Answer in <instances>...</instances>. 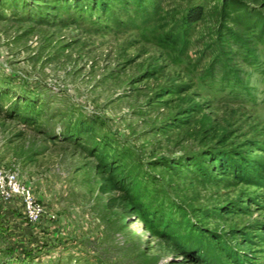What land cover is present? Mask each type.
Segmentation results:
<instances>
[{"label":"rangeland","instance_id":"rangeland-1","mask_svg":"<svg viewBox=\"0 0 264 264\" xmlns=\"http://www.w3.org/2000/svg\"><path fill=\"white\" fill-rule=\"evenodd\" d=\"M0 171V264H264V0H0Z\"/></svg>","mask_w":264,"mask_h":264},{"label":"trees","instance_id":"trees-1","mask_svg":"<svg viewBox=\"0 0 264 264\" xmlns=\"http://www.w3.org/2000/svg\"><path fill=\"white\" fill-rule=\"evenodd\" d=\"M7 118L15 119L26 124V120L23 117H19L18 114L10 112L7 114ZM217 167L223 171L227 168V161L224 159L218 160ZM212 163V162H211ZM213 164V163H212ZM113 166L104 165L101 166L99 174L101 175V182L98 187V191L103 195H108L106 205L109 208H119L126 214L133 213L134 206L136 204V197L129 193L126 188L125 181L122 178H117ZM113 172V173H112Z\"/></svg>","mask_w":264,"mask_h":264},{"label":"built area","instance_id":"built-area-1","mask_svg":"<svg viewBox=\"0 0 264 264\" xmlns=\"http://www.w3.org/2000/svg\"><path fill=\"white\" fill-rule=\"evenodd\" d=\"M0 197L18 199L27 219L36 220L38 218V207L30 188L17 180L14 174L0 171Z\"/></svg>","mask_w":264,"mask_h":264}]
</instances>
